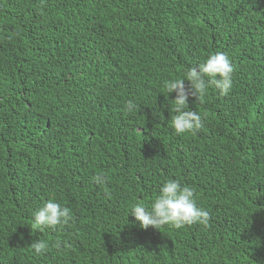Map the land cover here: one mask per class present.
<instances>
[{
    "label": "trees",
    "instance_id": "1",
    "mask_svg": "<svg viewBox=\"0 0 264 264\" xmlns=\"http://www.w3.org/2000/svg\"><path fill=\"white\" fill-rule=\"evenodd\" d=\"M216 52L233 87L177 135L164 84ZM170 179L207 227L127 217ZM49 199L67 226L34 224ZM0 264H264V0H0Z\"/></svg>",
    "mask_w": 264,
    "mask_h": 264
},
{
    "label": "clouds",
    "instance_id": "2",
    "mask_svg": "<svg viewBox=\"0 0 264 264\" xmlns=\"http://www.w3.org/2000/svg\"><path fill=\"white\" fill-rule=\"evenodd\" d=\"M234 67L229 57L222 53H210L204 63L187 70L183 77H176L165 82L167 93H176L172 107L171 127L177 135L194 134L203 127L202 116L197 111L188 110L189 97L203 101L210 86H215L221 95H226L233 87ZM185 80L189 81L186 87ZM137 106L129 101L126 108L133 111ZM94 182L103 184L105 177L97 174ZM131 214L140 226L159 229L164 225H171L175 229L200 224H209V212L199 207L191 186L182 185L175 179L163 183L154 197L151 205L137 201L130 206L127 217ZM73 219L69 207L49 199L33 214V221L37 228L57 229L67 226ZM36 254H43L49 247L46 240H38L31 244ZM59 246V245H57Z\"/></svg>",
    "mask_w": 264,
    "mask_h": 264
}]
</instances>
